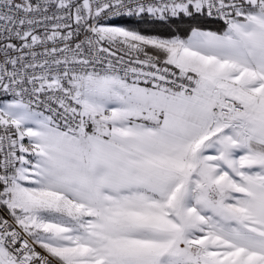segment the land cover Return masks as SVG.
Returning <instances> with one entry per match:
<instances>
[{
  "label": "crops",
  "instance_id": "1",
  "mask_svg": "<svg viewBox=\"0 0 264 264\" xmlns=\"http://www.w3.org/2000/svg\"><path fill=\"white\" fill-rule=\"evenodd\" d=\"M221 1L228 14L211 20L214 27L199 21L170 37L182 47L178 70L194 79L196 93L185 97L161 88L157 92L141 82L97 75L99 80L91 83L105 103L83 104L88 110L110 108L112 113L88 129L57 124L73 134V145L60 151L61 157H68L66 173L55 175L53 184L43 182L40 170L31 165L17 176L14 171L12 202L5 207L31 236L40 237L38 229L46 228L42 223L59 220L69 222L60 226H68L69 232L78 227L100 237L116 236L108 257L114 264H160L163 256L180 262L199 259L203 264H264V181L259 179L248 176L239 180V202L211 201L194 186L191 195L207 213L195 214L202 222L190 230L195 234L187 232L188 221L182 220L179 232L184 229L183 239L171 231L174 226L160 229L171 237L165 241L133 239V233L120 224L124 221L121 211L102 207L120 204L125 196L133 200V192L141 188L153 191L151 202L167 199L175 187L185 192L186 177L191 174L187 168L198 166L200 153L220 134L227 136V142H235L240 140L241 130L247 132L245 143L264 146V0ZM177 13L189 20L196 14L205 17L200 4L167 15ZM225 98L242 109L226 105ZM157 99L169 105L180 103L182 115L174 109L177 104L170 113L165 107L157 109ZM220 108L228 112L223 114ZM189 157L196 159L193 165L188 163ZM48 211L58 218L44 216ZM55 249L50 252L56 258L60 253ZM0 264H18L1 242Z\"/></svg>",
  "mask_w": 264,
  "mask_h": 264
},
{
  "label": "built area",
  "instance_id": "2",
  "mask_svg": "<svg viewBox=\"0 0 264 264\" xmlns=\"http://www.w3.org/2000/svg\"><path fill=\"white\" fill-rule=\"evenodd\" d=\"M200 4L210 19L227 16L221 0H0V99L18 96L57 124L83 130L110 108L88 110L74 82L88 74L128 79L191 96L194 79L167 65L145 44L119 35H103L99 27L144 11L166 13L176 6ZM226 105L242 106L225 98ZM223 114L227 108H220ZM18 146L10 124L0 113V242L18 264H61L26 232L6 209Z\"/></svg>",
  "mask_w": 264,
  "mask_h": 264
},
{
  "label": "rangeland",
  "instance_id": "3",
  "mask_svg": "<svg viewBox=\"0 0 264 264\" xmlns=\"http://www.w3.org/2000/svg\"><path fill=\"white\" fill-rule=\"evenodd\" d=\"M191 5L197 6L198 4ZM184 7L188 6H176L174 7L176 9H171L166 13L153 11L146 13L145 11V13L143 12L138 16L120 17L112 22L102 24L99 30L108 37L119 35L128 40L145 44L167 65L178 70L180 68L178 63H182V47L172 42L170 37H173L175 32H184L189 25L199 22L197 19L189 20L183 15H178V13L175 17L167 15L171 11L173 13L175 10ZM191 64L194 66L197 63ZM95 79L99 80V77L97 74L92 73L85 75L73 84L81 101L84 104L87 103L89 107L99 105V101L105 103L104 99H100L99 91L91 83V80ZM142 84L146 83L140 85ZM143 86L160 92L158 87H149L147 84ZM144 100L146 99L144 98ZM175 104L178 105V108H174ZM175 104L169 105L165 101L156 100L157 109L165 107L166 112L170 113L174 111L172 109L174 108L178 110V115H182L180 103L176 102ZM0 113L9 122L14 140L18 146L16 176L20 170L31 165L32 168L40 170L43 182H53L55 184V181H57L55 175L66 173L68 157H61L60 151L68 149L69 144L73 145V134L68 129H60L47 113L32 109L28 103L18 96L0 99ZM192 114L195 118L196 112L193 111ZM239 133L243 134H239L240 140L235 141L237 143L227 142L228 140H225L227 136L223 134L218 135L217 140L210 142L209 147L202 154L200 153L202 158L198 166L187 168V171L191 174L186 177L188 186L185 190L187 188L188 190L185 192H181L175 187L167 199H158V201L151 202L154 199L153 191L141 188L133 192L136 197L133 200L125 196L119 199L120 204L111 205L110 207L104 205L102 207L106 210L119 209L121 211L119 212L121 213L120 217L124 218V221H120V224L124 225L123 227L127 232L133 233L135 236L133 239L152 242L165 241V239H171V237L164 236L162 230L173 226L171 231L177 234V239H183L184 234L182 232L184 229L179 232L183 219L188 221L187 232L195 234L196 231L190 230L202 223L199 219H196L195 214L198 211L206 214L207 210L201 204L195 203V198L191 195L194 186L197 185L198 190L196 191L201 192L211 201L235 200L239 202L242 199L239 180L249 176L264 181V146L255 142L245 143L244 134L247 132L244 133L240 130ZM213 150L214 154H212ZM258 150L260 151L259 154H254ZM195 162L196 159L189 157V164L193 165ZM48 212L44 216L58 218V215L53 216V212ZM111 213L115 212L111 211ZM68 223L59 220L42 223L46 228L38 229L41 233L38 238L37 236L36 238L31 236L25 230L31 238L48 252L57 247L55 250L60 254L56 256L60 260L57 257L56 259L61 264H114L113 260H108V257L112 255L110 242L112 239H116V236L111 237L108 233L107 237H100L95 235L94 231L89 232L77 227L69 232L68 226L60 227ZM79 223L77 222V224ZM32 231H36V229L33 228ZM63 232L68 235L63 236ZM70 241H72L71 245L68 243ZM58 255L63 256L65 259L60 258ZM187 261L180 262L179 259L173 256H163L160 264H203L199 259Z\"/></svg>",
  "mask_w": 264,
  "mask_h": 264
},
{
  "label": "trees",
  "instance_id": "4",
  "mask_svg": "<svg viewBox=\"0 0 264 264\" xmlns=\"http://www.w3.org/2000/svg\"><path fill=\"white\" fill-rule=\"evenodd\" d=\"M187 6L191 7L192 5L189 4V5H187ZM195 14H196V13H195ZM195 14H193V15H195ZM195 17H196V18H193V19H197V20H199L202 24L206 25V27H208V28H212V27H214V26H213V23L210 22V21L213 20V19L208 18L206 15H205V17H203V15H197V14H196ZM3 196H4V186H3L2 181H1V179H0V200L3 198Z\"/></svg>",
  "mask_w": 264,
  "mask_h": 264
}]
</instances>
